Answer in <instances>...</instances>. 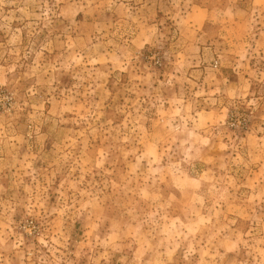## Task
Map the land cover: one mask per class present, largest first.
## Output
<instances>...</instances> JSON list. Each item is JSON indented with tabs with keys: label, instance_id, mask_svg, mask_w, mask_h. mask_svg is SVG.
<instances>
[{
	"label": "rangeland",
	"instance_id": "1",
	"mask_svg": "<svg viewBox=\"0 0 264 264\" xmlns=\"http://www.w3.org/2000/svg\"><path fill=\"white\" fill-rule=\"evenodd\" d=\"M0 264H264V0H0Z\"/></svg>",
	"mask_w": 264,
	"mask_h": 264
}]
</instances>
